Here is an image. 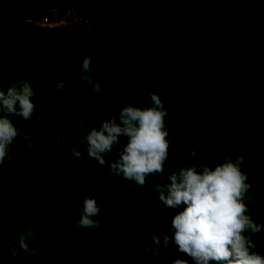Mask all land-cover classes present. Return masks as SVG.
Segmentation results:
<instances>
[{"label":"trees","instance_id":"16d2710c","mask_svg":"<svg viewBox=\"0 0 264 264\" xmlns=\"http://www.w3.org/2000/svg\"><path fill=\"white\" fill-rule=\"evenodd\" d=\"M260 10L264 4L254 14ZM70 11L76 19L71 24L38 25L47 16L66 20ZM228 15L233 17L230 26ZM252 17L253 12H235L230 0H0V88L20 79L43 85L34 88L31 119L12 118L19 130L31 135V150L18 138L0 165V264H145L137 250L144 246L136 236L137 225L145 229L147 239L153 224L161 238L164 231L174 235L170 224L177 210L163 206L155 187L167 183L171 171L197 163L190 156L193 148L200 162L213 167L245 143L264 149V58L256 57L243 41L248 29L264 43V15L261 23ZM88 54L100 93L78 75L82 57ZM65 80L60 93L52 90ZM150 93L157 94L167 109L170 148L164 172L148 176L143 187L116 176L107 179L91 158L68 162L59 154L60 144L72 150L91 128L118 117L126 104L151 106ZM179 98L183 114L175 115ZM239 115L257 127L254 136L227 131ZM183 120L199 133L183 134ZM60 126L70 135L61 139ZM178 141L181 157L175 152ZM125 143L120 137L118 147ZM77 150L87 154L83 146ZM117 156L114 148L106 159L114 162ZM243 157L249 161L246 152ZM248 169L242 165L251 185L245 199L248 214L264 224V168L262 174ZM85 197L96 198L104 209L94 218L99 228H75ZM109 197L119 198L120 206L109 207ZM133 223V236L124 242L120 235L127 236ZM27 227L36 232V240L29 242L36 255L21 252L13 259L6 242ZM252 239L264 254V228ZM178 256L194 264L170 239L159 260L151 257L146 264H165V258Z\"/></svg>","mask_w":264,"mask_h":264},{"label":"clouds","instance_id":"9594fccd","mask_svg":"<svg viewBox=\"0 0 264 264\" xmlns=\"http://www.w3.org/2000/svg\"><path fill=\"white\" fill-rule=\"evenodd\" d=\"M92 60L91 54L82 57L78 75L94 93H100L102 86L94 79L90 67ZM67 83L66 80L58 81L52 90L60 93ZM42 86L39 81L20 79L6 89L0 88V165L9 158L10 146L18 138L27 142L31 150V135L19 130L12 118L31 119L36 109L34 88ZM149 95L151 106L141 108L126 104L118 117H108L98 128H91L79 144L72 147L70 157L85 160L84 153L77 150L83 146L87 157L96 161L107 179L116 176L122 182H135L138 187L145 185L148 176L163 173L170 148L169 133L165 128L168 112L157 94ZM120 137L126 138L122 148L118 147ZM114 148L118 149V156L110 162L106 157ZM190 156L196 158L197 163L178 167L170 172L167 183L155 187L157 199L163 206L177 210L171 221L174 235L169 237L164 231L161 238L156 234L158 226L151 225L152 235L150 239H144L143 251L158 261L171 239L177 252L186 254L194 264H264V254L256 250L252 239L261 232L264 224L253 220L245 203L251 185L242 171L244 157L233 159L229 156L213 167L199 161L195 148L190 151ZM176 164L179 166L181 161L177 159ZM81 204L75 228H99L100 222L94 218L104 209L97 199L85 197ZM182 205L186 207L180 210ZM35 240L36 232L32 227L18 230L17 236L6 242L8 254L13 259L21 252L35 256L36 251L29 243ZM150 244L154 247H149ZM165 264H188V261L178 256L173 260L165 258Z\"/></svg>","mask_w":264,"mask_h":264},{"label":"rangeland","instance_id":"374dc122","mask_svg":"<svg viewBox=\"0 0 264 264\" xmlns=\"http://www.w3.org/2000/svg\"><path fill=\"white\" fill-rule=\"evenodd\" d=\"M111 3H117L120 2V0H109ZM232 5L234 6V10L235 12H237L239 15H244V14H248L253 12V21H255L256 23H261L260 19L261 17L264 15V11L260 10L259 12H257L256 14H254L258 8H260L261 5L264 4V0H249V1H245V0H230ZM238 1H241L242 3H238ZM143 4H145L147 7V2H143ZM144 5V6H145ZM175 16H176V22L178 25H180V21H179V12L177 10H174ZM74 11H70L68 18L66 20H63L61 22H58L56 20V16L54 18L49 17L48 16V23H46L45 25H41V26H45L48 28H53V27H57V26H65L68 24L73 23L75 20L74 18ZM151 15V14H150ZM227 19V26H230L233 22V17H231L230 15L225 16ZM129 21H131L133 23L134 19H129ZM151 31H154V28H151ZM249 30L246 29L245 33L243 34V41L247 42L248 45H250L253 49V52L255 54L256 57H263L264 58V43L259 39V37H257L256 35L250 34L248 32ZM247 36V39H246ZM140 40L144 41V38H140ZM191 95H193V93H191ZM133 99V98H132ZM131 99V100H132ZM175 115H182L183 114V110H182V102L181 99L179 98L178 100H176V104H175ZM60 130V134H61V139L63 137L69 136L70 133H68L66 135L65 133V129L64 127L60 126L59 128ZM229 130H232L237 136H243V135H248V136H254L255 132L257 131V127L251 125L244 117H242L241 115L238 116V121L229 129H227V131L229 132ZM181 132L183 134H189V135H196L197 131H195L193 129V126L188 123L186 120H183L182 126H181ZM200 134H204V133H200ZM59 141H57L58 143ZM64 144H60L58 147V152L59 154H64V156L67 158L68 162L71 161L73 159V157H70L72 150L69 149H64ZM264 151L263 147L261 146H255L252 147L250 145H248V143H245V145L238 147V149L236 150V152L231 156L233 159L239 157V156H243L244 152L247 153V157L249 159L248 162H244L243 165L247 168L249 166V173H256V174H262V170L264 168V156L261 154ZM175 152L177 153V155L179 157L182 156V148H181V143L178 141L175 144ZM85 156V160H87V154L84 153ZM75 167H79V163L74 164ZM108 202V206L109 207H119L121 202L119 200V198L117 197H109L107 199ZM108 219H112V216H108ZM172 221V220H171ZM171 225V224H170ZM133 230V231H132ZM135 230V223H133V228L132 229H128V231L130 233L127 234V236L124 235H120V238L124 241V242H128L130 241V239L133 236ZM137 231L138 234L136 236H139L141 238V242H143V245L145 244V237L147 236V233L145 231V229L141 226V225H137ZM135 236V235H134ZM144 247V246H143ZM143 247L141 249L137 248L138 252L142 254H140L141 259L145 258V264L149 263L151 260L152 256H149L147 254L144 253L143 251ZM149 247H151V244L149 245ZM76 257V255L74 256V258ZM89 259V258H88ZM87 259V260H88ZM188 264H191L190 262H188Z\"/></svg>","mask_w":264,"mask_h":264},{"label":"built area","instance_id":"2783aa9c","mask_svg":"<svg viewBox=\"0 0 264 264\" xmlns=\"http://www.w3.org/2000/svg\"><path fill=\"white\" fill-rule=\"evenodd\" d=\"M49 17H50V16H49ZM56 20H57V17H56ZM47 21H48V16H47V18H46L43 22H39L38 25H43V24L45 25L46 23H48ZM57 21H58V20H57ZM58 22H59V21H58ZM60 22H61V21H60ZM42 27H45V26H42Z\"/></svg>","mask_w":264,"mask_h":264}]
</instances>
